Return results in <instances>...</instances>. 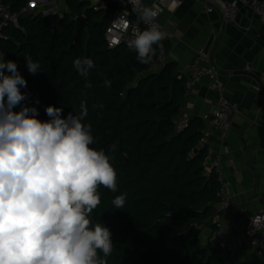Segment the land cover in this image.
<instances>
[{
    "label": "trees",
    "instance_id": "1",
    "mask_svg": "<svg viewBox=\"0 0 264 264\" xmlns=\"http://www.w3.org/2000/svg\"><path fill=\"white\" fill-rule=\"evenodd\" d=\"M1 1L21 13L27 0ZM65 6L61 16L20 15L16 26L3 28L0 55L17 63L27 81L21 92L28 99L22 103L36 107L39 119H49L48 105L62 108L66 117L79 115L86 103L84 123L91 125L92 147L108 155L118 176L116 192L99 188L101 203L90 217L112 233L108 264H226L217 243L200 246L195 226L209 222L222 188L203 164L202 121L189 119L188 127L175 133L183 82L176 80L173 63L149 70L167 53L169 42L154 45L150 62L141 63L133 49L105 44L104 31L120 5L97 12L79 0H65ZM80 16L87 28L77 34ZM26 56L42 71L30 74ZM76 58L94 61L86 78L73 67ZM121 194L126 195L124 209L113 208L112 199Z\"/></svg>",
    "mask_w": 264,
    "mask_h": 264
},
{
    "label": "clouds",
    "instance_id": "2",
    "mask_svg": "<svg viewBox=\"0 0 264 264\" xmlns=\"http://www.w3.org/2000/svg\"><path fill=\"white\" fill-rule=\"evenodd\" d=\"M153 17L144 8L148 27L128 41L145 64L165 39ZM25 63L30 74L42 71L31 56ZM73 67L86 78L95 65L91 58H76ZM22 87L27 81L17 63L0 59V264H108L112 233L90 217L101 203L99 188L116 192L118 176L108 155L92 147L91 125L84 123L87 105L66 117L62 108L48 105L49 119L41 120L36 107L22 103L28 99ZM111 203L124 209L126 195ZM252 223H264V216Z\"/></svg>",
    "mask_w": 264,
    "mask_h": 264
},
{
    "label": "crops",
    "instance_id": "3",
    "mask_svg": "<svg viewBox=\"0 0 264 264\" xmlns=\"http://www.w3.org/2000/svg\"><path fill=\"white\" fill-rule=\"evenodd\" d=\"M180 1L179 6L163 9L159 15L160 24L173 35L164 63L174 64L175 78L184 85L186 66L194 60L195 51L211 49L228 100L239 107L221 149L225 182L221 199L214 205L220 212L225 239L231 241L243 233L247 219L259 212L264 202V23L247 8H241L234 23L227 22L219 9L226 0H217V8L209 15L202 13L201 0ZM154 2L144 1L146 6ZM60 11L57 16L67 11L65 0ZM23 14H30L25 7L18 13L19 17ZM17 24L18 21L9 26ZM0 59L3 60L1 55ZM247 74L259 78L261 87ZM215 98L214 87L204 80L187 95L183 93L180 109L184 117L202 121V116L214 109ZM208 143L219 149L215 132H211ZM211 231L209 222L204 221L199 234L201 247L207 245ZM221 257L228 264H264V257H256L247 246L229 258L224 254Z\"/></svg>",
    "mask_w": 264,
    "mask_h": 264
},
{
    "label": "built area",
    "instance_id": "4",
    "mask_svg": "<svg viewBox=\"0 0 264 264\" xmlns=\"http://www.w3.org/2000/svg\"><path fill=\"white\" fill-rule=\"evenodd\" d=\"M88 2L92 11L97 12L105 10L110 4H118L121 10L111 19L109 25L104 31L103 38L108 49H115L124 46L128 49V41L133 38L134 33L143 31L148 24L141 18L144 8L152 9L154 13L153 21L162 32L165 33L166 41H170L173 35L169 33L159 22V15L163 9L176 8L181 4L180 0H155L151 5L146 6L145 0H79ZM63 0H27L25 12L30 14L48 17L50 15H60V4ZM202 13L211 14L217 8V0H201ZM241 8L249 9L261 22L264 23V0H226L220 6V12L227 22L234 23ZM18 13L11 11L0 1V36L3 28L17 23ZM132 50V49H131ZM163 57H159L151 65L150 71H157L164 63ZM208 81L212 84L216 92L214 109L204 116L202 122L205 124L201 130L200 143L206 148V154L203 164L212 170L218 181L222 182V147L226 144L231 129L233 116L239 113L237 104L230 102L220 79V72L212 59L211 49L198 48L195 51L194 60L186 66V76L184 80V95H187L192 87L202 81ZM189 125V119L186 117L178 118L175 122V133H180ZM211 132H215L218 139L219 149L214 148L208 143ZM264 216V202L259 212L247 219L243 233L234 240L228 241L220 225V212L215 211L209 219V223L215 226L211 231L207 242L217 243L222 253L229 258L233 256L243 246L254 251L258 258L264 257V223L254 226L252 219L256 216ZM196 228L201 230L202 226L195 224ZM228 264V263H226Z\"/></svg>",
    "mask_w": 264,
    "mask_h": 264
},
{
    "label": "water",
    "instance_id": "5",
    "mask_svg": "<svg viewBox=\"0 0 264 264\" xmlns=\"http://www.w3.org/2000/svg\"><path fill=\"white\" fill-rule=\"evenodd\" d=\"M76 23V33L78 34L80 31L85 30L87 28L86 18L83 16L75 18ZM250 78H252L257 84L261 87V81L259 78L252 74H247ZM184 116L183 110H180L178 118H182ZM222 182H225L224 178L222 177Z\"/></svg>",
    "mask_w": 264,
    "mask_h": 264
}]
</instances>
